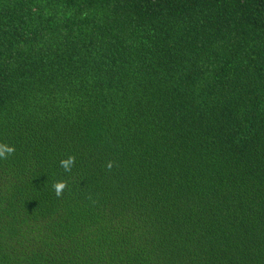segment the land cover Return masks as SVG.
I'll return each mask as SVG.
<instances>
[{
    "label": "trees",
    "instance_id": "1",
    "mask_svg": "<svg viewBox=\"0 0 264 264\" xmlns=\"http://www.w3.org/2000/svg\"><path fill=\"white\" fill-rule=\"evenodd\" d=\"M0 141V264H264V0H0Z\"/></svg>",
    "mask_w": 264,
    "mask_h": 264
},
{
    "label": "clouds",
    "instance_id": "2",
    "mask_svg": "<svg viewBox=\"0 0 264 264\" xmlns=\"http://www.w3.org/2000/svg\"><path fill=\"white\" fill-rule=\"evenodd\" d=\"M16 151L15 145L9 144L6 141H0V159L6 160L10 156L14 155ZM75 156L68 155L66 157L61 158L60 167L63 168L65 172H71L72 168L75 165ZM105 167L110 171L113 167V162L108 161ZM67 187V181L65 180H57L52 184V188L57 197L62 196L65 188Z\"/></svg>",
    "mask_w": 264,
    "mask_h": 264
}]
</instances>
